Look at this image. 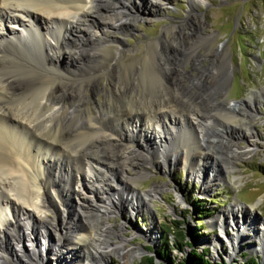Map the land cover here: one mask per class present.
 <instances>
[{"label":"bare ground","instance_id":"obj_1","mask_svg":"<svg viewBox=\"0 0 264 264\" xmlns=\"http://www.w3.org/2000/svg\"><path fill=\"white\" fill-rule=\"evenodd\" d=\"M139 1L141 7L149 9L148 17L143 16L146 19L150 18L149 14L154 15V11L158 12L162 8L159 0ZM203 1L206 2L190 0L191 11ZM137 3L136 0H0V264H27L28 260L19 258L24 248L33 244L31 246L37 252L39 245L49 240L46 235L47 227L41 225L44 223L43 219L50 226L49 220L55 222L49 216L48 200H43L42 191L46 187L58 199L63 198L62 194L67 197L74 194L85 228L80 229L73 221L66 223L67 228L72 224L75 232L64 246L61 243L60 245L65 250L73 251L64 252L62 256L54 259L53 255L49 257L46 254H37L42 263L45 258L48 261L46 264L61 258L60 262L65 264L72 260L70 264H101V256L113 255L119 257L124 264H136L134 258L141 254L142 247L135 249L129 246L122 235H118L121 237L120 242L113 241L111 237L117 236V233L112 231L114 225L106 217L111 211L106 210V205L98 203L93 198L94 195L87 192L80 183L85 176L84 179L91 184L92 191L98 192L108 204L114 201L131 204L126 188L123 185L121 187L115 179L114 184L121 187L120 189L110 183L113 176L116 177V166L122 167V179H130L127 165L132 156L128 153V148L121 145L118 139L120 136L122 140L137 136L138 142L142 144L147 145L148 139L153 140L155 145H162L168 135L180 128H189L188 122L191 121L192 126L198 129V139L195 140L198 149L192 147L185 151L181 161L184 167L189 166L194 170L196 164H208V159L215 152L214 142L217 139L213 138L215 134L212 133L220 128L214 124V121H219L216 116L218 113L211 111L219 106L224 110L236 106L242 110V118L240 117L239 123H228L226 127L248 136L253 142L256 141L255 132L248 119L250 112L242 108L243 102H253V96L241 102L226 99L227 83L234 65L224 47L217 48L210 54L214 59L211 67L207 68L201 64L203 56L200 55L197 59L196 55L200 47L206 46L214 34L210 33L205 39L198 40L189 33L182 32V47V44L175 41L178 25L166 28L168 33L175 31L174 37L161 38L158 41L161 50H154L152 47L148 56L143 58V66L134 65L135 62L123 66L122 60L112 64V72L109 73L114 81L112 89L105 92L103 99H93V106H87L92 99L85 93L88 88L96 91L94 94L105 91L98 80L99 72L106 67L103 57L107 40H98L90 32L92 28L110 27L125 31V26L129 27L138 19L130 7H137ZM127 52L125 49H118L116 55L122 53L123 58ZM181 52L186 55L184 61L175 56ZM192 58H195L198 75L191 74L188 84H185L175 76L177 73H187L182 68ZM138 71L141 72V80L148 84L145 92H140L137 88L140 81L134 76ZM217 96L223 97L222 100H218ZM212 104L215 107L210 109ZM185 106L188 107L187 111ZM93 108L95 113L89 111ZM191 111L196 113L191 115ZM197 114L199 117L195 116ZM102 127L106 129L103 130ZM68 145L80 148L78 152L81 155L75 158V161L78 160L76 165H72L66 157ZM234 145L231 144V147L236 151L237 158L254 151L250 146L235 149ZM170 157L173 159L176 156ZM213 159L225 160L220 156ZM192 160L195 161L194 164L191 163ZM53 164L57 165V172L51 173L54 170ZM234 165L226 168H233ZM111 170L115 175L108 173ZM199 173L196 174L197 177ZM53 175L58 178V182L66 178L63 181H66L69 188L64 189L63 186L59 194L53 187ZM72 175L79 177L75 188L72 184H67ZM234 178L235 184H238L239 179L235 173ZM203 181L202 185L208 190L211 180L205 178ZM111 186L119 190L117 194L110 192ZM164 189V184L161 183L153 185L145 192L155 197ZM145 192L142 196L149 199ZM91 204L106 211H102V215L96 218ZM233 206L234 204L227 209V213L233 211ZM131 207L134 208V205L131 204ZM243 208L244 205L235 203L234 209L239 213L244 211ZM250 209L254 210V207ZM239 217L243 218L241 214ZM240 219L236 226L234 219H230L233 229L231 235L224 231L231 243L228 255L234 256L238 253L242 233L250 235L255 232L254 237L261 243L257 245L259 249H254L264 256V225L261 223L258 230L254 231L257 223L253 216L249 219L247 217L246 221ZM93 222L97 223L96 230ZM36 223L40 224L36 226ZM153 225L151 229L155 227ZM50 228L52 232H57L56 235L60 234L58 230ZM71 232L72 230L62 231L60 235H69ZM151 236V239L156 238V232L152 230ZM219 237L224 238L222 235ZM77 250L80 251L76 252ZM14 254L17 259H14ZM37 255L34 254L28 259L35 263L39 261Z\"/></svg>","mask_w":264,"mask_h":264},{"label":"rangeland","instance_id":"obj_2","mask_svg":"<svg viewBox=\"0 0 264 264\" xmlns=\"http://www.w3.org/2000/svg\"><path fill=\"white\" fill-rule=\"evenodd\" d=\"M136 1L139 5L137 7H130L138 19L129 27L125 26V31H117L110 27L103 29L92 28L90 32L94 33L95 38L98 40L102 38L107 40L105 42V54L103 57L104 65L106 66L104 69L106 71L102 69L101 73L99 72L100 79L98 80L100 81V87H103L105 91L99 94H94L96 91L93 92L91 88H88L87 92L85 91L92 98L87 103V106H93V99H103L105 92L112 89L114 81L109 76V73L112 72V64L122 60L125 64L123 66H128L132 62H135L134 65H138L139 67L143 66V58L148 56L152 47H154V50H161L162 47L159 46L158 42L161 38L165 36L174 37L175 31L168 33L166 28L178 25V35L176 33L175 41L182 44V47H184L182 32L183 34L189 33L190 36L198 40L205 39L210 33L214 34L206 45L209 48L206 46L200 47L196 55L197 59H199L200 55L203 56L201 64L207 68L211 67L212 60L214 59L210 54L217 48L224 47L231 63L234 65L233 72H231L227 83L228 94L226 99L241 102L253 96V102H243L242 108L250 112L248 119L250 120L252 130L255 132L256 137L254 139L256 141L253 142L248 136L226 127L228 123L240 122L242 118V110L240 108L233 106L224 110L222 106H219L211 111L218 113L216 116L219 121H214V124L220 128V130L212 133L215 134L213 138L217 139L214 142L215 152L212 155L213 157L208 159V164H196L194 170L189 166L184 167L181 161L185 151L192 147L196 148L195 150L198 149L196 147L198 144L197 142L195 143V140L198 139V133H196L198 129L196 130V126H192L191 121V123L188 122L189 128H180L173 132V134L168 135V138L164 140L162 145H155L153 140L148 139H146L147 145L146 143L142 144L140 141L138 142L137 136H131L122 140L120 135H116L120 136L118 139L121 145L127 147L128 153L132 156V159H129V165H127V174L130 179H122L120 170L122 167L116 166V177L113 176L115 175L114 171H108L113 176V181H110V183L117 186L118 189L122 185L126 188L125 191L129 193L127 196L130 197V203L134 205V208L131 207V204L121 201L119 203L118 201L109 202L108 204L106 199L100 197L98 192L92 191L90 188L91 184L84 179L85 176L80 180V183L81 185L83 184L82 186L87 192L94 195L93 198H96L98 203L101 202L103 205H106L108 208L106 210L111 211L106 217L114 225L112 231L115 230L117 233V236L113 235L111 237L113 241L119 240L120 242L121 237L119 238L118 235H122L124 236L123 238L127 239L126 243L129 246L135 249L136 247H142L141 254L134 258L136 264H145L147 262L146 257L151 255H155L162 262L170 264L166 259H162L157 254V251L164 246H167L169 256L174 258L179 264H187L186 259L194 249L201 252L210 249L208 257L214 263L243 264L246 260L253 257L259 264H264L263 254L254 249L261 243L260 240L254 237L255 232L250 235L245 233L240 235L239 251L234 256L228 255L229 251H231V243L224 233L225 231L229 235L232 234L233 229L229 221L233 218L235 221L234 226H236L238 219H240V214L245 221L247 217L248 219L251 216L255 218L257 227L254 228V231L258 230L261 223L264 225V0H206V2H201L200 6H196V9L192 11L189 4L190 0H159L162 5L161 10L158 12L154 11V15L149 14L150 18L148 19L146 18L148 17L149 9L146 10L145 7H141V2L139 0ZM143 16H146V18ZM89 47L91 48L90 45ZM118 49L128 51L126 56L122 58V53L117 56L116 51ZM175 56L182 59V61L186 60L184 52L178 53ZM194 60L195 58H192L184 64L182 70L187 71L185 75L177 73L175 76L182 83L188 84V77L191 74L198 75ZM140 73L139 71L136 72L134 77L140 81L139 85L137 84L138 90L145 92L148 89V84L146 81L141 80ZM217 98L218 100H222L223 97L217 96ZM67 104H69V101H67ZM204 106L208 107L207 104ZM214 107L212 104L209 108L213 109ZM199 109L203 110L201 107ZM230 109L236 110L235 113L238 115ZM185 110L187 111L188 107L185 106ZM89 111L95 113L94 108ZM221 112L223 113L221 114ZM192 113L196 112L191 111V115H193ZM199 114L195 116L199 117ZM102 129L105 130L106 128L102 127ZM254 143L255 145H253ZM231 144H235V149L250 146L254 148V151L248 155L241 156V158H237L235 157L236 151L231 147ZM78 149L80 148L67 146L66 153L68 155L66 154V157L71 161V164H75L78 161H75V158L81 155ZM97 153L100 156L102 155L99 151ZM169 155H175L177 158L174 157L172 159ZM218 156L227 160L228 165L231 167L235 165L233 168H226L228 166L226 165L227 161L213 159ZM191 163L194 164L195 161L192 160ZM56 166V164H53L52 169L54 170H51V173L53 171L57 172ZM48 172L47 174H49ZM197 173H199V177H197ZM234 173L238 176V184H235ZM64 177H66L65 174ZM213 177L215 180H213ZM56 178L53 175L51 180L55 181L53 187L60 194L63 186L64 189L69 188V186L65 184L66 181L65 183L63 181L66 178H63L60 182L56 181ZM78 178L72 175L67 184H72L74 188L77 187L76 181ZM205 178L211 180L208 190L202 185ZM114 179L117 183L119 182L121 187L114 184L116 183ZM161 183L164 184L165 189L157 196H149L147 191L145 192V190H150L153 185ZM117 188L111 186L110 192L117 194L119 191ZM48 191L49 187H46V190L42 191L43 200H48L49 216L55 222L49 220L50 226L49 222H45V219L42 220L44 223H41V225L47 227L46 230L48 232L46 235L49 240L47 239L48 241L45 240L46 243L39 245L38 251L40 252L33 250V244H31L32 246L28 244L24 248L23 254L19 258L23 259L24 257V259L28 260L27 264H46L48 262L46 258L43 263L42 260H39L37 254L41 255L40 253L46 254L49 257L53 255L52 258L54 259L62 256L64 252L73 251L62 248V245L64 246V243L75 232L73 231V225L70 224L69 228H67L66 223L73 221L77 223L80 229L85 228L83 227L84 222H81L83 221V217L82 213L78 211L79 205H77L76 199L73 197L74 194L71 193L69 197L62 194L63 198L58 199ZM143 192L149 196V199L142 196ZM118 196L120 195L118 194ZM195 200H200V203L206 206L205 215L203 214L205 225L202 228L196 227L198 225V215L201 214L197 211L198 205L195 204ZM90 203H92L91 200ZM235 203L244 205L242 213L234 209ZM233 204L234 212L231 208V213H227V209ZM91 206L93 207L92 204ZM252 206L254 210L250 209ZM93 209L96 218L102 215V211H106L98 207H93ZM33 219L35 220V217ZM39 224L36 223L35 225ZM92 224L96 230L97 223L93 222ZM153 224L155 227L151 229ZM50 227L58 230L60 234L62 231L67 232L68 230H72V232L69 235H56L57 232L53 231L54 234ZM152 230L156 232V238L154 239H151ZM180 231L185 233L190 242H193L194 234L201 232L203 235L194 242L193 247H190L191 245H187L185 238L182 239ZM31 232L33 233L34 231ZM37 232L39 233V231ZM220 235L224 236V238L221 239ZM7 238L10 239L9 236ZM179 241L186 243L182 251L174 246ZM50 243L55 245H51ZM28 247L30 248L27 249ZM146 249L150 252L153 251L154 254L147 253ZM7 250L5 249V252ZM78 251L80 250L76 252ZM6 253L9 252L7 251ZM34 254L37 255L39 260L35 263L32 259H28V257L30 258ZM13 257L17 259L15 254ZM101 258L102 260H99L101 264H124L117 256L108 255L101 256ZM156 260L158 259L156 258ZM54 263L60 262L54 261Z\"/></svg>","mask_w":264,"mask_h":264},{"label":"trees","instance_id":"obj_3","mask_svg":"<svg viewBox=\"0 0 264 264\" xmlns=\"http://www.w3.org/2000/svg\"><path fill=\"white\" fill-rule=\"evenodd\" d=\"M195 204L198 205V212L201 215H198V222H197V228H202L205 223L203 221L204 216L205 215V211H206V206L202 203H200V200H195ZM180 234L182 236V239L186 238L185 234L180 231ZM203 235V233L198 232L196 234H194V239L195 241H197V239H199L201 236ZM166 244V243H165ZM186 245V243L179 241L177 242V244L175 243L174 246L178 249H180L181 251L184 250V246ZM210 249H206L205 251H199L197 249H194L192 253L189 254V256L187 257L186 261L187 264H220V263H214L209 257H208V253H209ZM169 250L167 248V246H164L163 248L161 247L158 251L157 254L162 258V259H166L170 264H179L178 262H176V260L174 258H172L171 256H169ZM147 262H145V264H157L155 263V258L152 256L146 257ZM161 264V263H160ZM243 264H259L255 258L251 257L248 260H246Z\"/></svg>","mask_w":264,"mask_h":264},{"label":"water","instance_id":"obj_4","mask_svg":"<svg viewBox=\"0 0 264 264\" xmlns=\"http://www.w3.org/2000/svg\"><path fill=\"white\" fill-rule=\"evenodd\" d=\"M184 234H185V233H184ZM185 237H186V238H185V241H186L187 245H189V246L191 245L190 247H193V246H194L193 244H194L195 240H193V242H190V240L187 239V236H186V235H185ZM255 245H256V244H255ZM256 247H257V246H256ZM256 247H255V248H256ZM257 248H258V247H257ZM146 252L149 253V254H154L153 251L150 252L149 250L147 251V249H146ZM191 253H192V252H191ZM229 253H230V251H229ZM189 254H190V253H189ZM151 256L155 258V262H156L157 264H160V263H161V264H168L167 262H162V260H161L159 257L155 256V255H151ZM156 258H157L158 260H156ZM228 261H229V259H228Z\"/></svg>","mask_w":264,"mask_h":264},{"label":"built area","instance_id":"obj_5","mask_svg":"<svg viewBox=\"0 0 264 264\" xmlns=\"http://www.w3.org/2000/svg\"><path fill=\"white\" fill-rule=\"evenodd\" d=\"M55 252H56V251H55ZM66 258H67V257H66ZM60 259H61V258H60ZM60 259H57V261L60 262ZM82 259H83V258H82ZM68 260H69V259H68ZM66 261H67V260H66ZM55 262H56V261H55ZM71 262H73V260H72ZM71 262H70V263H71ZM78 262H79V261H78ZM70 263H66V264H70ZM51 264H55L54 261H53V263H51ZM59 264H65V263H62V261H61Z\"/></svg>","mask_w":264,"mask_h":264}]
</instances>
